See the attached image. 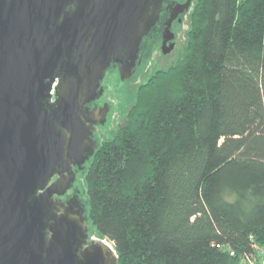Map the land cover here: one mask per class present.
<instances>
[{
	"label": "trees",
	"instance_id": "16d2710c",
	"mask_svg": "<svg viewBox=\"0 0 264 264\" xmlns=\"http://www.w3.org/2000/svg\"><path fill=\"white\" fill-rule=\"evenodd\" d=\"M188 23L182 58L80 172L117 264H242L264 246V0H195Z\"/></svg>",
	"mask_w": 264,
	"mask_h": 264
},
{
	"label": "water",
	"instance_id": "95a60500",
	"mask_svg": "<svg viewBox=\"0 0 264 264\" xmlns=\"http://www.w3.org/2000/svg\"><path fill=\"white\" fill-rule=\"evenodd\" d=\"M165 2L0 0V264H117L60 197L99 145L109 106L90 105L138 75Z\"/></svg>",
	"mask_w": 264,
	"mask_h": 264
},
{
	"label": "rangeland",
	"instance_id": "374dc122",
	"mask_svg": "<svg viewBox=\"0 0 264 264\" xmlns=\"http://www.w3.org/2000/svg\"><path fill=\"white\" fill-rule=\"evenodd\" d=\"M188 24L187 21L182 27L178 36V49L174 52L171 59L168 60L166 57L163 59L158 58L157 63H159V65H156V62L153 60L150 61V58L148 59V57H144L138 75L125 81H120L116 70L112 90L108 94V100L100 99L99 101V103H106L109 106V112L107 113V118L103 126H99L96 129L95 138L98 141V144H101L104 141H110L117 132L119 126L126 120L127 113L136 101V94L139 85L145 83L154 70L159 68L166 69L182 58L185 53L188 39ZM155 55L158 56V54L154 53V56ZM77 183L84 201L86 200V195L82 175L78 176ZM90 236L97 237L91 233Z\"/></svg>",
	"mask_w": 264,
	"mask_h": 264
},
{
	"label": "flooded vegetation",
	"instance_id": "af4514ba",
	"mask_svg": "<svg viewBox=\"0 0 264 264\" xmlns=\"http://www.w3.org/2000/svg\"><path fill=\"white\" fill-rule=\"evenodd\" d=\"M194 1L195 0H166L163 5L159 20L156 23V26L154 27V30L151 34V38L146 46V51L144 54L145 57H148V59L150 58V61L153 60L157 63L158 58L163 59L174 54V52L178 49V36L182 30V27L188 21ZM154 53L158 54V56H154ZM156 65H159V63ZM100 99L101 98L93 102L90 106L102 107L104 103H99ZM99 126L103 125L97 124L95 127V132ZM80 172H82V170L80 171L74 168L75 180L71 184L70 188L64 193V195L60 197L61 200L65 201L69 198L75 197L83 203L82 193L77 183Z\"/></svg>",
	"mask_w": 264,
	"mask_h": 264
},
{
	"label": "built area",
	"instance_id": "2783aa9c",
	"mask_svg": "<svg viewBox=\"0 0 264 264\" xmlns=\"http://www.w3.org/2000/svg\"><path fill=\"white\" fill-rule=\"evenodd\" d=\"M241 263L242 264H264V246L253 244L252 252L242 257Z\"/></svg>",
	"mask_w": 264,
	"mask_h": 264
},
{
	"label": "bare ground",
	"instance_id": "6f19581e",
	"mask_svg": "<svg viewBox=\"0 0 264 264\" xmlns=\"http://www.w3.org/2000/svg\"><path fill=\"white\" fill-rule=\"evenodd\" d=\"M96 236V235H95ZM105 242L110 246V248H113V246L105 239Z\"/></svg>",
	"mask_w": 264,
	"mask_h": 264
}]
</instances>
